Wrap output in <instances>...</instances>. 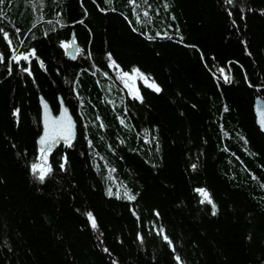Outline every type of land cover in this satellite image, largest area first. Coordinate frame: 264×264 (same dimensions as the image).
<instances>
[{
  "label": "trees",
  "instance_id": "trees-1",
  "mask_svg": "<svg viewBox=\"0 0 264 264\" xmlns=\"http://www.w3.org/2000/svg\"><path fill=\"white\" fill-rule=\"evenodd\" d=\"M255 93L264 0H3L0 264H264ZM39 95L75 120L43 181Z\"/></svg>",
  "mask_w": 264,
  "mask_h": 264
},
{
  "label": "water",
  "instance_id": "water-1",
  "mask_svg": "<svg viewBox=\"0 0 264 264\" xmlns=\"http://www.w3.org/2000/svg\"><path fill=\"white\" fill-rule=\"evenodd\" d=\"M73 33H71L69 37L68 45L64 48V55L68 58H73L74 53L77 49V45L73 40ZM38 106H39V114H40V124H41V130L40 134L37 137L36 143L39 149H45V150H51L53 146L57 142H65V140L60 135H56L53 139H49L46 144L41 145L40 139L45 135L46 127L48 131L54 132L57 130L60 126L58 124H55L54 121L57 120H63L65 123L70 118L72 122V129H71V137L72 139L74 135V128H75V120L73 116L70 113V110L68 107L63 104L60 97H58V107L56 112H53L51 109L49 103L43 98L42 95L38 96ZM252 110L255 116V122L260 128V130L264 133V98L259 93H255L252 103ZM65 113L67 114L65 116Z\"/></svg>",
  "mask_w": 264,
  "mask_h": 264
},
{
  "label": "snow or ice",
  "instance_id": "snow-or-ice-1",
  "mask_svg": "<svg viewBox=\"0 0 264 264\" xmlns=\"http://www.w3.org/2000/svg\"><path fill=\"white\" fill-rule=\"evenodd\" d=\"M2 2H3V0H0V3H2ZM228 2L231 3V0H228ZM4 36H5V38H7V33H4ZM77 51H79V50H77ZM27 58H28L27 56L23 57V59H27ZM14 59H19V57H14ZM132 72L134 74H139V70L138 69H133ZM124 75L125 76H129L128 73H124ZM129 78H131V77H129ZM152 86L155 87V85H152ZM156 91H159L158 87L156 88ZM66 115L67 114L65 113V116ZM54 123L58 124L60 127L57 130H55L54 132H51V133L48 131V129L46 127L45 135L43 137H41V139H40L41 145L46 144V142L49 139H53L56 135L62 136V138L65 140V142L70 143L71 129H72L71 119L69 118L66 123L63 120H57V121H54ZM262 123H264V121H262ZM41 152H42V154H44L45 149L42 148ZM32 168H33V172L34 173L39 171L38 178H39V180L43 181L44 178H45V174H46L47 169H45L43 166L36 165V164H33ZM198 191L204 197V201H207L208 203H211V200L209 198V194L205 190L199 189ZM109 194H111V192H109ZM128 198L129 199H134V197H132V196H129ZM204 201H202V202H204ZM213 209H214L213 214H215V206L214 205H213ZM88 215H89V219L92 220V226L95 227V220L92 218L91 213H89ZM165 239H166V237H165Z\"/></svg>",
  "mask_w": 264,
  "mask_h": 264
},
{
  "label": "rangeland",
  "instance_id": "rangeland-1",
  "mask_svg": "<svg viewBox=\"0 0 264 264\" xmlns=\"http://www.w3.org/2000/svg\"><path fill=\"white\" fill-rule=\"evenodd\" d=\"M68 43H65L64 45H66ZM129 74V76H125L124 74H122V79L123 81L125 82V84L127 85L128 87V90L131 94L133 95H139V84H144V85H147L153 89H156L158 87V84L152 80V79H148V78H145L140 72L139 74H134L132 71L131 72H127ZM131 77V78H129ZM152 85H155V87H153ZM46 154V150L44 152V154H42L41 152V149H39V156L41 157L40 158V161L35 163L36 165H40V166H43L45 168V161H44V158H43V155ZM39 173V171H37Z\"/></svg>",
  "mask_w": 264,
  "mask_h": 264
},
{
  "label": "bare ground",
  "instance_id": "bare-ground-1",
  "mask_svg": "<svg viewBox=\"0 0 264 264\" xmlns=\"http://www.w3.org/2000/svg\"><path fill=\"white\" fill-rule=\"evenodd\" d=\"M73 40H74V36H73ZM77 50V49H76ZM75 53H76V51H75ZM75 53H74V55H75Z\"/></svg>",
  "mask_w": 264,
  "mask_h": 264
}]
</instances>
